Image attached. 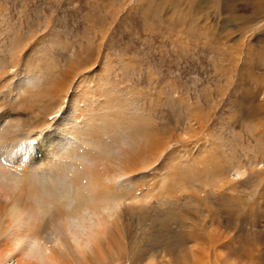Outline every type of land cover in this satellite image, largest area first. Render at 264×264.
I'll return each instance as SVG.
<instances>
[{
	"label": "rangeland",
	"instance_id": "obj_1",
	"mask_svg": "<svg viewBox=\"0 0 264 264\" xmlns=\"http://www.w3.org/2000/svg\"><path fill=\"white\" fill-rule=\"evenodd\" d=\"M0 74V264H16L29 243L20 225L42 226V246L63 230L71 260L61 264H86L67 218L42 224L74 196L60 182L49 195L33 170L74 171L82 196L128 193L130 236L106 264H264V0H0ZM149 140L156 150L131 155ZM130 159L136 169L123 166Z\"/></svg>",
	"mask_w": 264,
	"mask_h": 264
},
{
	"label": "bare ground",
	"instance_id": "obj_2",
	"mask_svg": "<svg viewBox=\"0 0 264 264\" xmlns=\"http://www.w3.org/2000/svg\"><path fill=\"white\" fill-rule=\"evenodd\" d=\"M0 76H1V74H0ZM16 88H18V85H16ZM19 88H20L19 90H21V91L23 90L21 85L19 86ZM24 93H25V91H24ZM35 94H37V93H35ZM67 111H68V109H67ZM64 113L66 114V111L65 112L63 111L60 116H63ZM67 118H68V116L66 115V118L62 119L59 122L58 126L64 128L66 126V123H67L65 121ZM68 120L70 122V116H69ZM60 127L57 128V130H58L57 134H61L63 132V130H60ZM18 128H19L18 124L12 125L9 128H7V130H5V134L3 135V138L4 139H13V138H15L16 137L15 134H16V132H18L17 130H19ZM13 129H14V131H13ZM51 132H52V130H51ZM6 133H8L9 135L8 134L6 135ZM57 134L51 135L49 138H47V140H49L53 136H57ZM78 134L80 136V133H78ZM83 135H82V137H83ZM79 136L77 134L76 135L72 134V135L67 136V140H69V142H71L70 145H72V147H78L81 143H83L81 141L82 137H79ZM3 138H2V140H3ZM150 138H151V136H150ZM67 140H65V141H67ZM65 141H62L61 143H63V142L65 143ZM42 142H43V137L40 140H37V142L34 141V140H31V144L32 145L30 144V146H31L32 149L30 148L31 150L29 151L30 160L35 158V156H36L35 154H37V152H38V150L34 151V149H39L40 150L42 145H43V148L46 146L47 141H44L45 144H42ZM155 142H156L155 140H153V141L149 140V142H146L143 145V147H142V149L140 151V154L133 152V153H131V155L135 156L136 159H139L141 156H145L146 155L145 153H150L151 150H153V149L156 150L155 149L156 147L154 145ZM20 143H21V146H20L21 148L26 149L25 147L27 146V144H26L25 147H24L23 141H20V137L16 138V141L14 142L15 148L13 147V149H15L16 152H17V154L14 155L16 159H19L21 157L24 158L25 152L22 153V156H19V154H18V152H20L19 150L21 149V148L20 149L18 148ZM9 145H13V144L9 143ZM36 145H38V146H36ZM83 146H84V143H83ZM68 147H69V145H68ZM17 149H18V151H17ZM70 152H71V150H70ZM1 153H2V151L0 150V158H3L5 160L6 157L8 156V153H6V154L5 153L1 154ZM33 153H35V154H33ZM56 154H62V150H57ZM69 154H71V153H69ZM2 155H6V156L2 157ZM79 155H80V153H79ZM87 157L88 156H84L83 158L86 161H88L89 158H87ZM11 158H13V157H11ZM11 158H10V160H11ZM80 158L78 160H81ZM130 160L126 164H123V166H126L127 169L129 168V170L131 168V170H132V168L134 167L135 162H134L133 159L131 161ZM26 164L28 165V162H26ZM77 165H78V163H77ZM135 167H137V166H135ZM135 167H134V169H136ZM73 168H74L73 170H75L76 166L75 167L73 166ZM9 170H11V171H13L15 173L17 172V169H14V168L13 169H9ZM76 170H78V169H76ZM33 171L35 172V174H34V177L36 179L35 182L38 183L39 186H42V187L45 186L47 189L49 188V195L52 194L51 196L54 197L56 194H59V192L61 193V192L64 191L63 195H66L67 192H70L69 195H71V197L74 196L73 199H75V202H76V203L73 202L75 205H73L72 203H69V204L64 203V205L59 204L58 205L59 209H57L56 211H53L54 213H52L46 219L43 218V219H45L44 221H46V222L42 221V224L44 223V224L48 225L49 223H51L52 221H54L57 218H62V217L67 218L68 222H67V225H64V227L66 229H69V230H75L76 232H81L79 234H74L72 232H69V234H72L71 240L73 242L74 247H76L78 249V252H79V254L82 257V261H84L86 264H106V262H107L106 259L108 257L102 256V255H104L106 253L107 255H109V258H111V256H110L111 252L110 251L112 250V252L114 253V251L117 250V248H121L120 247L121 244H122L120 242L121 240H117V239H119L118 237H121V238L123 237L120 234L127 235V237H128V233H129V236H130V232H128V230H127L128 225L127 226L125 225V223L123 221V217H124V220H125V214H127L126 212L127 211L131 212V211L134 210V208L133 207H128V208H123V207L121 208L120 207L121 204H123V201L126 198V195L128 193L122 194L123 191L121 192L120 190H119V192H120L119 193L117 191V189H115V188L114 189L116 191L115 190H104L103 189V190H101L102 192L100 193L98 191L92 190L93 188L91 187L92 188L91 190L93 191L92 194L90 193L88 195L82 196L84 194L83 191H82L83 188L81 189V187H80L81 185L78 184L79 180L76 179L77 178V174H75L74 171H72L71 169L67 173L69 174L72 171L74 173V175H73V173H71L72 176L69 175L70 177H68V175L66 176V172H63L64 174L63 173L62 174H57L56 173L54 175L52 174L53 176H51V175L41 176V175H39L37 173L36 170H33ZM77 173H78V171H77ZM121 175L119 174V172L114 171V172L111 173V176L109 177V179L112 182L113 179L116 180ZM207 175H208V173H207ZM7 176H9L11 178L14 177L13 174H11L8 171H6V177ZM217 176H219V175H217ZM95 177H99V176L95 175ZM46 178H47V180L49 178V181H47ZM109 179L107 178V180H109ZM207 180H209V179H207ZM57 182H60V183H58L57 186H59L63 191H61V190L57 191L56 190L55 186H56ZM116 182H114L115 185L116 184L118 185V182L117 183ZM97 185H98V183H97ZM50 188H52V189H50ZM78 188L81 189V190H79ZM98 188H99V190L101 189L100 186ZM75 194H76L77 198L75 197ZM96 203L100 204V205L98 204L99 205L98 209H100V211H99L100 213H98L99 215L96 213L97 217L95 216V219H96L95 223L88 224L89 223L88 222L87 223L88 225H87V224H85V222L89 220V217L91 215L90 214L88 216V214H87V213H90L88 211V207L91 206V204H96ZM108 203H112V204L108 205ZM101 204H106V205L103 206ZM2 207H0V215L2 214V212H1L2 211ZM109 207H111V208L109 210H107V208H109ZM53 208H55V207H53ZM75 214H78V216H80V217H78L80 222H78V221L75 222V220H71L72 218L70 219V216L75 215ZM45 215H46V213H45ZM92 216H93V214H92ZM109 218H110V220L112 219L110 223L108 222ZM137 220L140 221L139 218H137ZM109 224H111V226H109ZM22 225H24V223H22ZM125 226H126V232H125ZM41 227L37 226V227H35V229H32L31 226H28L26 228H23L21 225L19 226V230H20L19 233L21 235L22 234L26 235L29 243H27L26 246L24 248H22V255L17 259V261H16L17 263L16 264H61L62 262L68 261L67 258L69 257L70 254H68L69 253L68 248L65 247V246H67V242L65 240H62V239H60L58 237L59 236L58 233L62 232V234H63V230L59 231L58 228L55 229V227H54L55 230L52 229V231L49 232V235L51 236V238L47 237V240L44 243L45 245H43V246L40 245V244L35 245L36 243L34 241L38 240V238L36 236L39 235L40 230L44 231V228L42 227V229H41ZM53 230H54V232H53ZM104 236H107L106 245H105V243H103V241L101 239V237H104ZM46 242H50L49 245H47ZM99 244H101V245H99ZM108 244L112 245V249L109 250V245ZM103 246H104V251H102V247ZM63 247L65 248L64 250L60 249V248H63ZM122 248L125 249V250H128L127 251L128 253L127 254L123 253V255L125 257H127L128 259L131 258L132 257V251H130V250H134V248H129V246H127V247L123 246ZM117 253L118 252H116V255H117ZM120 254H121V252H120ZM28 255L31 256L32 258L31 257L27 258L26 256H28ZM153 255H155V254H153ZM153 255H152V257H153V259H155V257ZM58 258H59V261H57ZM109 258H108V260H109ZM70 260L71 259H69V261ZM162 260H163V258H162ZM115 261L117 262L116 259H115Z\"/></svg>",
	"mask_w": 264,
	"mask_h": 264
}]
</instances>
